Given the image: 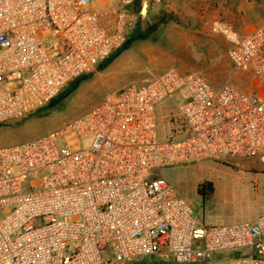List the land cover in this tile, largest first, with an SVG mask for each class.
<instances>
[{"label":"built area","instance_id":"built-area-1","mask_svg":"<svg viewBox=\"0 0 264 264\" xmlns=\"http://www.w3.org/2000/svg\"><path fill=\"white\" fill-rule=\"evenodd\" d=\"M161 0H0V125L49 104L119 50ZM86 7H88L86 9ZM226 56L255 94L167 69L107 95L61 129L0 147V264H264V213L205 226L154 169L204 159L264 164V21ZM185 90L157 136L155 106ZM73 134L81 144L56 141ZM89 140V146L82 145ZM74 147V146H73ZM70 243H76L69 249ZM245 250L236 258L226 253ZM215 254L223 256L213 262Z\"/></svg>","mask_w":264,"mask_h":264},{"label":"rangeland","instance_id":"rangeland-1","mask_svg":"<svg viewBox=\"0 0 264 264\" xmlns=\"http://www.w3.org/2000/svg\"><path fill=\"white\" fill-rule=\"evenodd\" d=\"M155 5L137 21L124 45L91 72L70 82L46 106L1 124L0 147L53 133L107 95L127 86L144 85L167 69L184 75L198 73L213 90L229 84L245 94L256 93L260 86L253 87L252 74L235 70L226 52L235 40L264 21V0H196L185 2L181 10ZM187 98V92L180 90L156 104L160 141L168 130L166 119L170 118L171 124L180 123L177 106ZM56 141L73 149L81 144L73 134ZM82 145L87 148L89 140H83ZM153 171L171 185L176 197L190 205L193 217L205 226L251 221L264 213V164L257 157L204 159ZM206 184L211 185L212 192L198 193ZM75 247L76 243L69 244V249ZM245 252L225 255L236 258ZM222 259L215 254L212 261ZM127 264L176 263L147 257Z\"/></svg>","mask_w":264,"mask_h":264},{"label":"crops","instance_id":"crops-1","mask_svg":"<svg viewBox=\"0 0 264 264\" xmlns=\"http://www.w3.org/2000/svg\"><path fill=\"white\" fill-rule=\"evenodd\" d=\"M196 0H161L159 3H157L156 5H155V7H157V6H161V5H164L165 7H168V8H170V7H174V8H177V9H182L183 7H184V5H185V2H188V3H193V2H195ZM152 7V6H151ZM246 34V33H245ZM244 34V35H245ZM243 35V36H244ZM242 36V37H243ZM240 39V38H239ZM238 40V39H237ZM236 41V40H235Z\"/></svg>","mask_w":264,"mask_h":264},{"label":"trees","instance_id":"trees-1","mask_svg":"<svg viewBox=\"0 0 264 264\" xmlns=\"http://www.w3.org/2000/svg\"><path fill=\"white\" fill-rule=\"evenodd\" d=\"M172 125H174V124L172 123ZM205 192H209V193L212 192L211 185L206 184V185L200 186V187L198 188V193L203 194V193H205Z\"/></svg>","mask_w":264,"mask_h":264}]
</instances>
